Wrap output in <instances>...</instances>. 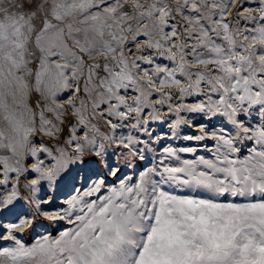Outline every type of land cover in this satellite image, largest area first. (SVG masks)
Masks as SVG:
<instances>
[{"label":"snow or ice","instance_id":"1","mask_svg":"<svg viewBox=\"0 0 264 264\" xmlns=\"http://www.w3.org/2000/svg\"><path fill=\"white\" fill-rule=\"evenodd\" d=\"M0 264H264V0H0Z\"/></svg>","mask_w":264,"mask_h":264}]
</instances>
